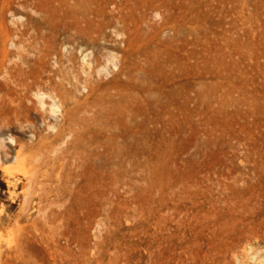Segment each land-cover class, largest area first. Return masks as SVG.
<instances>
[{"label":"rangeland","instance_id":"rangeland-1","mask_svg":"<svg viewBox=\"0 0 264 264\" xmlns=\"http://www.w3.org/2000/svg\"><path fill=\"white\" fill-rule=\"evenodd\" d=\"M0 13V47L41 70L44 91L65 85L63 111L79 107L64 137L33 109L36 133L25 113L0 127L27 145L25 182L0 168V264H244L247 247L264 251V0H0ZM109 52L120 71L98 74Z\"/></svg>","mask_w":264,"mask_h":264},{"label":"bare ground","instance_id":"bare-ground-1","mask_svg":"<svg viewBox=\"0 0 264 264\" xmlns=\"http://www.w3.org/2000/svg\"><path fill=\"white\" fill-rule=\"evenodd\" d=\"M1 19L2 13H0V20ZM31 22L32 19L28 17L24 24L30 25ZM11 39L15 41L14 37ZM18 39L21 40V38ZM88 55L89 53H86L83 57V71L89 75L91 74L90 69L92 68V63L89 61ZM19 57L23 60L26 59V55L22 52L19 53ZM96 71L98 74L104 73L107 75L119 73L120 61L116 53L109 52L107 62L100 65ZM0 75H2L4 79V81H0V88L4 90V93L0 95L1 128L13 124L12 116H15L16 120H19L21 115L25 113V121L34 126V133H36L38 130V121L31 119L29 115V111L33 109L37 116L41 118L45 125L48 126L56 136L64 137L72 132V130H76L75 125L78 119L79 107L73 106L63 111L62 104L60 103V101L68 100V97L71 98L65 85L62 82L55 81L51 85V92L44 91L40 84V79L43 78L42 71L31 67L26 69L20 62L13 60L10 56V51L6 47V41H4L3 45L0 47ZM50 79L49 77L48 80ZM11 82L19 86L21 92H17L16 89L14 90L11 86ZM98 87H101V84L91 85L92 90ZM30 92H32V94H29ZM26 98L29 99V103L25 102ZM75 101L78 100L76 99ZM10 112H13V115H11ZM49 118L52 120L48 121ZM53 119L55 120L54 122ZM89 130V126L83 125L80 131L85 132ZM9 136L14 139L15 144H9L8 149L9 151L16 150V154L13 156L10 163H18L15 166H9L12 164L4 163V158L0 157V168L3 169V174L5 175L7 183L16 185L19 184V182H23L25 179L24 175H27V171L22 172L23 169L20 167L23 163V153L21 150L27 145L19 142L13 133ZM45 143L46 139L42 137L39 141L33 142L30 146H45ZM16 145H18L19 148H16ZM22 173L23 176L21 175ZM29 178L33 179L32 176ZM245 250L247 260L244 264H264V251H254L253 246H249Z\"/></svg>","mask_w":264,"mask_h":264},{"label":"clouds","instance_id":"clouds-1","mask_svg":"<svg viewBox=\"0 0 264 264\" xmlns=\"http://www.w3.org/2000/svg\"><path fill=\"white\" fill-rule=\"evenodd\" d=\"M15 144L14 139L7 135V136H0V157L6 159L9 155V149H8V145Z\"/></svg>","mask_w":264,"mask_h":264}]
</instances>
